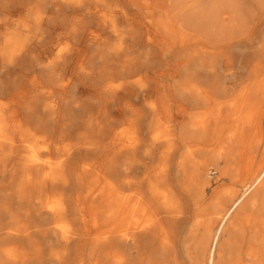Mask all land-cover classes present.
I'll return each instance as SVG.
<instances>
[{
  "label": "bare ground",
  "instance_id": "1",
  "mask_svg": "<svg viewBox=\"0 0 264 264\" xmlns=\"http://www.w3.org/2000/svg\"><path fill=\"white\" fill-rule=\"evenodd\" d=\"M0 264H264V0H0Z\"/></svg>",
  "mask_w": 264,
  "mask_h": 264
},
{
  "label": "rangeland",
  "instance_id": "2",
  "mask_svg": "<svg viewBox=\"0 0 264 264\" xmlns=\"http://www.w3.org/2000/svg\"><path fill=\"white\" fill-rule=\"evenodd\" d=\"M143 137L145 138V133H143ZM157 155H158V152H156V154L154 155V158L153 159H151L150 161H147L146 162V165L147 166H151V165H154L155 166V163H156L155 161H156ZM137 173H154V172L153 171H150V170L146 172L145 167H144L142 169H139V171H137Z\"/></svg>",
  "mask_w": 264,
  "mask_h": 264
}]
</instances>
